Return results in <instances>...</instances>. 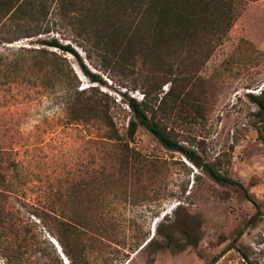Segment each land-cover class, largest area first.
I'll return each mask as SVG.
<instances>
[{
  "label": "rangeland",
  "instance_id": "1",
  "mask_svg": "<svg viewBox=\"0 0 264 264\" xmlns=\"http://www.w3.org/2000/svg\"><path fill=\"white\" fill-rule=\"evenodd\" d=\"M240 7L192 87L203 94L202 117L189 118L186 112V119L172 114L164 122L198 165L140 127L130 144L137 167L119 170L116 145L104 140L100 124L70 121L58 81L40 69L32 53L20 52L40 46L39 39L70 41L52 33L0 45V174L6 180L1 243L10 242L14 256L0 250V264H40L39 247L49 259L57 255L58 264H68L51 242L57 244L49 232L56 231L54 221L40 212L51 205L58 211L73 207L78 222L98 220L88 232V255L100 257L98 264H264V110L248 97L264 101V0ZM65 56L81 88L95 87L114 102V122L123 133L130 115L122 101H140L141 92L90 67L103 81L91 82L75 58ZM207 164L241 183L251 199L216 182ZM77 184L81 192L70 195ZM103 233L117 234L120 244L107 238L99 244ZM21 237L30 246L16 250ZM81 238H86L83 231ZM144 238L152 240L132 248Z\"/></svg>",
  "mask_w": 264,
  "mask_h": 264
},
{
  "label": "trees",
  "instance_id": "2",
  "mask_svg": "<svg viewBox=\"0 0 264 264\" xmlns=\"http://www.w3.org/2000/svg\"><path fill=\"white\" fill-rule=\"evenodd\" d=\"M245 1L252 0H0V45L21 38H48L52 33L70 41L62 44L55 37L39 39L40 46L21 48L20 52L32 53L38 58L40 69L58 81L61 104L70 121L100 124L104 140L116 145L119 170L127 171L130 165L133 169L137 167V153L130 144L134 143L140 127L166 149L181 152L198 165L194 153L173 139L164 122L172 114L181 119L185 114L186 119V112L189 118L202 117L203 94L201 99L192 87L201 66L227 35ZM75 46L84 52V57ZM66 54L75 58L80 72L89 81L103 82L92 68L116 77L121 86L131 91L141 92L140 101L131 97L122 101L130 115L123 133L114 122V102L95 87L81 88ZM165 85H168L166 91L162 89ZM248 97L264 110L261 96L249 94ZM204 167L216 182L232 185L251 199L241 183L222 175L212 165ZM5 188L6 180L0 174V196L6 195ZM80 188V184L72 187L70 195L81 192ZM70 209L58 211L51 205L40 212L54 221L56 231L49 232L68 264H98L100 257L88 255L91 246L88 232L98 220L91 217L75 221L71 215L73 207ZM4 217L0 210V250L13 256L11 243H1L6 232ZM80 231L86 238L79 239ZM113 236H98V243L103 244L107 238L119 245L118 235ZM151 240L144 238L132 248L144 247ZM26 246L30 244L21 237L14 248L21 250ZM56 249H52L55 255ZM40 250V247L36 250L37 263H60L57 255L49 259ZM247 264L253 263L247 261Z\"/></svg>",
  "mask_w": 264,
  "mask_h": 264
},
{
  "label": "water",
  "instance_id": "3",
  "mask_svg": "<svg viewBox=\"0 0 264 264\" xmlns=\"http://www.w3.org/2000/svg\"><path fill=\"white\" fill-rule=\"evenodd\" d=\"M54 245H55V247L57 248V250H58V253L61 255V251L59 252V249H58V247H59V245L58 244H56V243H54L53 241H51ZM57 245H58V247H57ZM60 248V247H59ZM61 258H62V255H61ZM65 264H67V262L65 263Z\"/></svg>",
  "mask_w": 264,
  "mask_h": 264
},
{
  "label": "bare ground",
  "instance_id": "4",
  "mask_svg": "<svg viewBox=\"0 0 264 264\" xmlns=\"http://www.w3.org/2000/svg\"><path fill=\"white\" fill-rule=\"evenodd\" d=\"M58 247V246H57ZM59 252H60V250H59Z\"/></svg>",
  "mask_w": 264,
  "mask_h": 264
}]
</instances>
